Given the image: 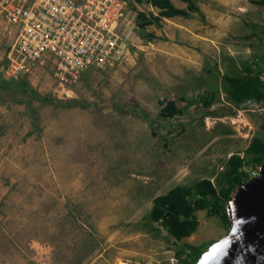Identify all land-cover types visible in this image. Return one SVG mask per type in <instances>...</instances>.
<instances>
[{
    "label": "rangeland",
    "instance_id": "1",
    "mask_svg": "<svg viewBox=\"0 0 264 264\" xmlns=\"http://www.w3.org/2000/svg\"><path fill=\"white\" fill-rule=\"evenodd\" d=\"M255 1L196 0L200 12L142 34L138 12L160 10L127 0L136 26L126 58L64 84L42 67L7 78L14 34L0 32V264H185L189 245L227 235L207 209L181 241L148 225L157 196L216 182L231 155L264 138V106H237L225 90L226 75L264 52ZM168 100L184 113L161 117ZM261 165L247 166L250 178Z\"/></svg>",
    "mask_w": 264,
    "mask_h": 264
},
{
    "label": "built area",
    "instance_id": "2",
    "mask_svg": "<svg viewBox=\"0 0 264 264\" xmlns=\"http://www.w3.org/2000/svg\"><path fill=\"white\" fill-rule=\"evenodd\" d=\"M127 0H0V32L14 34L3 73L49 68L61 84L114 67L135 35Z\"/></svg>",
    "mask_w": 264,
    "mask_h": 264
},
{
    "label": "trees",
    "instance_id": "3",
    "mask_svg": "<svg viewBox=\"0 0 264 264\" xmlns=\"http://www.w3.org/2000/svg\"><path fill=\"white\" fill-rule=\"evenodd\" d=\"M182 1L188 3L187 8L177 7L172 0H149L151 4L159 8V15L148 17L144 12H138L136 18L138 31H143L142 34H144L146 26L159 21L161 17L188 16L191 12L201 11L196 0ZM255 2L264 5V0ZM256 58V61L244 67L243 72L225 76V90L237 106H243L250 101L264 106V52L257 54ZM184 111L183 107L178 106L175 101L168 100L159 115L172 118L183 114ZM144 116L150 120L147 114L144 113ZM261 128L264 130V119ZM246 153L245 156L238 153L231 155L226 163L225 171L216 177V182H213L211 178H203L193 185H178L168 193L157 196L150 211L149 229L166 230L168 236L175 242L181 241L196 232L199 226L196 212L202 209L220 216L230 227L227 204L233 191L249 180L247 166L251 163H264V138L260 135L255 136ZM188 247L190 251L187 253L185 264H197L205 248L194 245Z\"/></svg>",
    "mask_w": 264,
    "mask_h": 264
},
{
    "label": "water",
    "instance_id": "4",
    "mask_svg": "<svg viewBox=\"0 0 264 264\" xmlns=\"http://www.w3.org/2000/svg\"><path fill=\"white\" fill-rule=\"evenodd\" d=\"M230 230L197 264H264V163L260 174L238 186L227 204Z\"/></svg>",
    "mask_w": 264,
    "mask_h": 264
},
{
    "label": "bare ground",
    "instance_id": "5",
    "mask_svg": "<svg viewBox=\"0 0 264 264\" xmlns=\"http://www.w3.org/2000/svg\"><path fill=\"white\" fill-rule=\"evenodd\" d=\"M123 264H131V263H123Z\"/></svg>",
    "mask_w": 264,
    "mask_h": 264
}]
</instances>
